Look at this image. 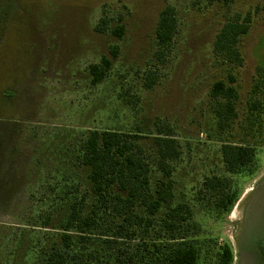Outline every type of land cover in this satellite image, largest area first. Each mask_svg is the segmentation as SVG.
Segmentation results:
<instances>
[{
  "label": "rangeland",
  "instance_id": "374dc122",
  "mask_svg": "<svg viewBox=\"0 0 264 264\" xmlns=\"http://www.w3.org/2000/svg\"><path fill=\"white\" fill-rule=\"evenodd\" d=\"M167 6L176 26L158 61L154 28ZM246 14L250 28L239 43L238 67L215 56L213 42L224 22ZM100 19L104 33L94 30ZM119 25L121 38L110 33ZM113 45L117 58L92 85L88 66ZM151 73L155 84L148 89ZM230 77L236 116L219 130L208 93L216 81L230 84ZM92 130L138 135L152 185L163 179L153 138L160 132L175 139L179 156L168 162L172 199L155 221L162 222L168 208L186 205L191 218L173 233L196 248L197 264H214L223 244L230 245L232 264H240L238 223L251 194L259 217L246 238L264 233V184L255 185L264 175V0H0V264H41L42 254L59 244L69 203L87 195L90 204L77 156ZM224 144L253 149L241 173L226 171ZM212 178L236 193L227 213L203 187ZM167 239L160 232L158 241Z\"/></svg>",
  "mask_w": 264,
  "mask_h": 264
},
{
  "label": "trees",
  "instance_id": "16d2710c",
  "mask_svg": "<svg viewBox=\"0 0 264 264\" xmlns=\"http://www.w3.org/2000/svg\"><path fill=\"white\" fill-rule=\"evenodd\" d=\"M250 21V15L246 14L241 21L224 22L214 37V55L240 67L239 43L247 35ZM106 26V22L100 19L94 30L104 33ZM175 26L174 9L167 6L161 11L154 28L158 61L172 42ZM110 33L121 38L123 26H115ZM117 55L118 46L113 45L108 56H102L98 64L88 66L92 85L106 78ZM229 82H214L208 93L214 103L219 130L228 129L236 116L237 94L232 77ZM154 84V74H148L146 88L150 89ZM250 107L251 110L256 109L257 103ZM138 139L136 134L118 131L88 132L79 147L77 161L85 172L92 200L87 205V195H82L69 203L68 212L58 229L59 244H53L42 254L41 264H131L133 259H136L135 264L198 263L196 248L180 241L173 233L178 230L179 222L191 218L186 205L168 208L162 222L155 221L156 214L172 199L173 182L168 162L179 156L176 140L160 132L153 138L156 164L163 179L152 185L150 168ZM252 158L253 149L248 146L224 144L221 147L222 163L230 174L241 173L251 164ZM227 185L222 178H212L203 183V187L215 195V206L221 213H227L237 198L235 192L225 191ZM106 217H109V222H106ZM160 232L168 238L167 242L158 241ZM91 239L95 240L91 242ZM96 242L102 243L105 249L100 252L87 245L93 246ZM217 251L214 264H232L233 254L229 245L223 244Z\"/></svg>",
  "mask_w": 264,
  "mask_h": 264
},
{
  "label": "flooded vegetation",
  "instance_id": "af4514ba",
  "mask_svg": "<svg viewBox=\"0 0 264 264\" xmlns=\"http://www.w3.org/2000/svg\"><path fill=\"white\" fill-rule=\"evenodd\" d=\"M258 181L259 182H257L255 185L258 184L262 186V184H264V175L263 178ZM251 195L246 198V200H249L246 202L242 210V217L238 223L239 238L236 239V243L240 256V264H264V233L253 238H246L259 217V211L254 212L252 209L256 205V200H251Z\"/></svg>",
  "mask_w": 264,
  "mask_h": 264
}]
</instances>
